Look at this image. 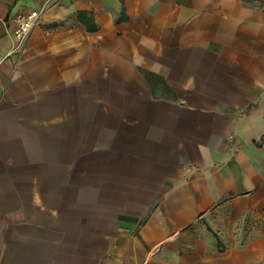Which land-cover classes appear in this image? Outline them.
Returning a JSON list of instances; mask_svg holds the SVG:
<instances>
[{"label":"crops","instance_id":"crops-1","mask_svg":"<svg viewBox=\"0 0 264 264\" xmlns=\"http://www.w3.org/2000/svg\"><path fill=\"white\" fill-rule=\"evenodd\" d=\"M0 0V264H264V0Z\"/></svg>","mask_w":264,"mask_h":264},{"label":"built area","instance_id":"built-area-1","mask_svg":"<svg viewBox=\"0 0 264 264\" xmlns=\"http://www.w3.org/2000/svg\"><path fill=\"white\" fill-rule=\"evenodd\" d=\"M49 3L50 0H47L39 9L33 10L26 15H20L16 18L17 26L14 30L13 43L7 55H20L24 51L32 29L39 22Z\"/></svg>","mask_w":264,"mask_h":264}]
</instances>
